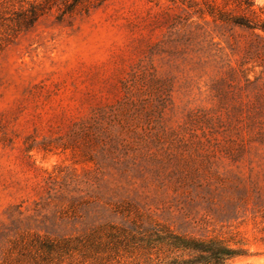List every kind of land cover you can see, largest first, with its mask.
<instances>
[{"label":"rangeland","instance_id":"374dc122","mask_svg":"<svg viewBox=\"0 0 264 264\" xmlns=\"http://www.w3.org/2000/svg\"><path fill=\"white\" fill-rule=\"evenodd\" d=\"M252 1L247 15L263 19L264 0ZM30 3L41 14L26 24ZM208 4L223 8L0 0V264L188 257L147 247L154 232L221 239L247 253L227 264H264V216L251 210L264 144L239 149L264 133V54L242 64L256 37ZM230 69L234 113L215 96Z\"/></svg>","mask_w":264,"mask_h":264},{"label":"trees","instance_id":"16d2710c","mask_svg":"<svg viewBox=\"0 0 264 264\" xmlns=\"http://www.w3.org/2000/svg\"><path fill=\"white\" fill-rule=\"evenodd\" d=\"M65 7L66 11H72L81 0H60ZM223 8H218L215 4L207 5V13L213 18L214 21L219 22L222 25H227L230 28H239L241 30L248 31L252 33L256 39L250 42L245 49V57H243L242 64L247 62L250 58L249 56L255 52L254 56L259 58L264 54V45H258L257 31L264 33V18L256 19L255 17H250L247 12H250L253 7L252 0H222ZM234 6L233 10L224 9L226 6ZM23 10V11H22ZM19 16H21L22 22L24 23H34L41 13H37V9L31 3L29 8L22 9ZM241 11V13H234L233 11ZM240 64V66L242 65ZM262 64H264L262 62ZM237 79V72L234 69H230L227 76L222 77L217 83L222 87L218 89L219 93H216V97H219L220 105L224 102H232L231 113L238 112L240 108V103L236 104L235 96L237 94H230L229 91H225L223 88L235 87L232 85ZM240 89V88H238ZM256 97V102L259 105L264 104V92H260ZM223 102V103H222ZM250 142H258L259 144H264V133H259L254 137H250L246 142L241 141L239 144V149L243 151L245 146ZM253 213H260L264 216V185L258 187V185L253 184ZM144 244L148 247L152 244H161L166 246L169 250L173 252L187 253L188 257H183L182 255H176L172 257L166 264H227V262L236 257L245 256L246 250L241 247H231L225 241L217 238H194L187 237L184 235H178L172 232H166L165 234H158L157 232L151 233L147 238L143 239Z\"/></svg>","mask_w":264,"mask_h":264}]
</instances>
